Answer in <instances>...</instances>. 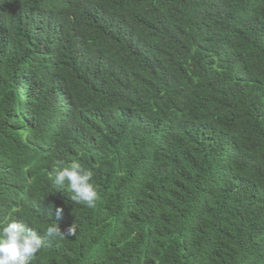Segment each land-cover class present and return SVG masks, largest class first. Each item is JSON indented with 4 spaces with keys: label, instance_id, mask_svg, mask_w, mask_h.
Listing matches in <instances>:
<instances>
[{
    "label": "trees",
    "instance_id": "16d2710c",
    "mask_svg": "<svg viewBox=\"0 0 264 264\" xmlns=\"http://www.w3.org/2000/svg\"><path fill=\"white\" fill-rule=\"evenodd\" d=\"M10 213L62 231L30 264H264V0H0Z\"/></svg>",
    "mask_w": 264,
    "mask_h": 264
},
{
    "label": "clouds",
    "instance_id": "9594fccd",
    "mask_svg": "<svg viewBox=\"0 0 264 264\" xmlns=\"http://www.w3.org/2000/svg\"><path fill=\"white\" fill-rule=\"evenodd\" d=\"M51 179L58 188H67L71 201L87 207L95 205L98 192L92 182L93 172L83 167L79 160L71 161L68 166L57 165L52 171ZM62 213V207L56 206V217L59 218ZM12 217L13 214L10 213L0 219V264H30L46 247L44 237L54 239L62 234L56 222L46 225L42 236L22 219ZM67 233L69 235L75 233L73 224Z\"/></svg>",
    "mask_w": 264,
    "mask_h": 264
}]
</instances>
